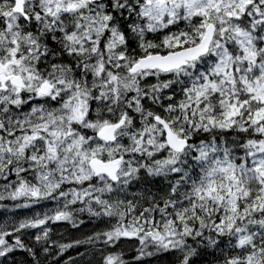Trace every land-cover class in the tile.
<instances>
[{
    "label": "snow or ice",
    "instance_id": "6c2138e0",
    "mask_svg": "<svg viewBox=\"0 0 264 264\" xmlns=\"http://www.w3.org/2000/svg\"><path fill=\"white\" fill-rule=\"evenodd\" d=\"M0 264H264V0H0Z\"/></svg>",
    "mask_w": 264,
    "mask_h": 264
},
{
    "label": "trees",
    "instance_id": "16d2710c",
    "mask_svg": "<svg viewBox=\"0 0 264 264\" xmlns=\"http://www.w3.org/2000/svg\"><path fill=\"white\" fill-rule=\"evenodd\" d=\"M64 231L65 230L63 228H59V229L56 230L55 235L58 237L59 235L63 234Z\"/></svg>",
    "mask_w": 264,
    "mask_h": 264
},
{
    "label": "rangeland",
    "instance_id": "374dc122",
    "mask_svg": "<svg viewBox=\"0 0 264 264\" xmlns=\"http://www.w3.org/2000/svg\"><path fill=\"white\" fill-rule=\"evenodd\" d=\"M55 227V226H54ZM55 235V234H54ZM56 236V235H55Z\"/></svg>",
    "mask_w": 264,
    "mask_h": 264
}]
</instances>
